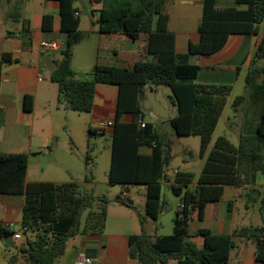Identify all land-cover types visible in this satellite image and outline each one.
Returning <instances> with one entry per match:
<instances>
[{
    "label": "trees",
    "instance_id": "obj_1",
    "mask_svg": "<svg viewBox=\"0 0 264 264\" xmlns=\"http://www.w3.org/2000/svg\"><path fill=\"white\" fill-rule=\"evenodd\" d=\"M46 1L59 3L61 33L65 36V44L58 51L60 59L50 79L59 89L58 109L92 113L99 85L118 88L116 118L111 129L109 183L125 188L145 186L147 218L157 221L163 211L162 183L170 181L166 170L171 162V142L153 124L145 121L141 107L144 89L149 85L153 90L159 87L171 89V101L178 115L170 124L180 137L201 138V157L204 159L234 86L197 83L202 71L198 61L222 54L237 36L257 37L256 60L249 69L246 85L249 89L264 91V66L260 65L264 61V34H261L264 0H203L199 40L190 43L186 55L177 53V37L170 30L167 13L170 0H90L92 5L103 7L98 21V55L107 51L118 62L116 66H109L98 60L91 80L79 78L72 66L74 49L85 39L80 31L78 11L74 8L76 0ZM219 1H232L237 7L246 9H219ZM22 4L21 1L16 3L13 18L22 24V39L27 46L31 45L32 30L30 22L22 19ZM53 22V16L46 15L43 32H53ZM119 35L139 43L140 50L128 52L120 49L118 44H108ZM11 61L10 54L0 59V99L3 67ZM244 101L245 97H239L235 106ZM34 108V96L26 95L24 111L32 113ZM125 115H131L132 121L122 122ZM140 122L145 123V128H141ZM98 132V129L90 128L89 136ZM90 161L91 156H88L87 166ZM29 165L28 154L0 153V196L25 198L22 241L16 247L17 254L6 264H19L20 261L56 264L66 254L70 240L81 235L104 234L110 200L84 191L77 183L27 184ZM259 177L264 182V108L255 132L243 134L238 146L226 137L217 140L194 189L191 188L192 173H176L172 191L181 199V205L176 213L174 234L161 237L146 233L132 235L129 238L130 258L136 264H230L238 241H249L256 249L255 264H264V226L244 227L230 235L215 234L209 229L191 233L194 217L203 222L209 205L216 206L217 214L227 188L244 190L245 207L251 209L260 199V192L255 188ZM86 181L92 182V179L87 177ZM96 202L102 207L94 211ZM120 203L133 208L124 201ZM232 206L230 204L229 211ZM262 216L264 220V206ZM145 222L146 219L142 220L143 225ZM15 234L13 229L2 224L0 210V241L14 238ZM197 237L204 239L202 248L193 242Z\"/></svg>",
    "mask_w": 264,
    "mask_h": 264
},
{
    "label": "rangeland",
    "instance_id": "obj_2",
    "mask_svg": "<svg viewBox=\"0 0 264 264\" xmlns=\"http://www.w3.org/2000/svg\"><path fill=\"white\" fill-rule=\"evenodd\" d=\"M8 1L0 0L1 13L8 10ZM12 1L24 2L23 16L31 22L32 30L37 33L40 31L43 14L45 12L48 14L53 13L46 5V0ZM201 2L203 3V0H170L167 5V13L173 15V26L178 34L191 36L197 34V27L202 20V9L198 7ZM74 7L80 15V31L85 35V39L74 49L73 69L79 75V78L91 80L97 63V48L99 44L98 21L100 10L103 7L102 5H92L90 0H76ZM7 25L11 29L20 27L12 22ZM261 34H264V23L261 25ZM252 38L254 41L252 48L250 49L248 46L243 54L247 59V63L243 65L234 61L235 64L219 65L213 68H207V65H205L200 74L201 77L226 76L230 72L231 65H233L231 77L233 78L234 90L227 100L225 111L204 159L201 157V138L180 137L170 124V121L178 115L177 109L171 101V89L169 87H159L153 90L150 85L144 89L141 107L145 115V121L153 124L160 134L165 135L171 142V162L166 170L170 181H163L162 183L163 211L157 221L147 218L145 186H129L125 189L121 185H111L109 183L108 175L112 163V137L110 130L106 129L105 133L98 132L93 137H90L89 129L96 128L92 114L76 113L65 109L59 110L57 107L58 86L53 82H48L47 85L38 84L40 92L34 124L36 140L33 152L30 155L29 165L31 180L42 183H77L84 191L91 192L97 197H107L110 200L107 206V234H121L123 231H127L132 235L146 233L153 237L172 236L175 230L176 213L181 205V199L172 191V180L176 173H192L194 182L191 188L194 189L203 172L208 155L220 137H226L232 144L238 146L243 134L255 132L254 123L260 118V110L262 111L263 107L260 108V103L254 99V93L258 91H252L246 85L249 68L256 60L255 41L257 38ZM178 39L180 48L186 50L189 36L181 35ZM248 39L250 40V38ZM260 65L264 66V61H261ZM45 87H48L49 94L50 90H53V93L55 92L51 107L43 93ZM239 97H245V101L235 106ZM10 112L11 114L13 113L12 110ZM45 115L47 116L46 118L44 117ZM127 119L132 120V116H127ZM246 121H249L251 125L245 130L243 125ZM39 137L41 139L37 140ZM88 156H91L89 166H87ZM87 177L92 179V185L86 184ZM240 195L241 193L239 194L238 203L234 206L232 212L233 220L236 219V228L246 226L263 227V199L260 198L258 203L253 204L251 209L247 211L244 206V199ZM20 201V197L0 196V209L3 211L6 202ZM122 201L133 206V208L128 206L122 208L123 205L120 203ZM100 207H102V204L96 202L93 210H98ZM219 210L223 218L227 216L224 205L217 209V214H219ZM1 218L3 221L5 220L3 214ZM86 218L87 213L83 218V224H85ZM144 219H146L145 225L142 224ZM121 221H126L127 226H122ZM209 225L208 220L200 222L195 216L191 229L198 230L207 228ZM16 230H18V227ZM72 243V240L68 242V249H70ZM19 244L21 242L18 243L13 237L0 241V264H6L12 256L17 254L16 247ZM248 247L251 256L248 263L251 264L255 260V246L253 243H248ZM238 254L239 250L233 252L232 256L235 257ZM19 264L27 263L20 261ZM56 264H71L69 256L66 255L60 258Z\"/></svg>",
    "mask_w": 264,
    "mask_h": 264
},
{
    "label": "crops",
    "instance_id": "obj_3",
    "mask_svg": "<svg viewBox=\"0 0 264 264\" xmlns=\"http://www.w3.org/2000/svg\"><path fill=\"white\" fill-rule=\"evenodd\" d=\"M17 2L20 1L13 2L12 0H9L8 10H6V12L4 13H1V9H0V59L5 54H10L12 57V61L10 63L4 64L3 67V82H2L1 99H0L1 119H2V124L0 126V153L28 154L30 156L33 152V148L35 146L34 142L36 140L34 134V124L36 121L38 97L40 92L38 84L47 85L48 82H51L50 79L52 73L56 69V62L60 59L58 51H44L41 46L45 42H56L60 45V49H61L65 44V36L64 34L61 33V17L59 15V9H60L59 3L55 1H50V2L46 1V5L53 11V13L48 14L45 12V14H43L40 25V31H38V33L34 32L31 27L32 30L31 45L26 46V43L22 39V32H23L22 24L16 23L13 18V15L15 16V9ZM21 2L23 3L21 5L22 19L29 21L23 16L24 2L23 1ZM217 6L219 9H229V8H237L239 10L246 9L245 7H237L235 3L232 1H219ZM198 7H201L202 15H203V3L202 2L199 3ZM46 15H51L54 18L53 32L51 33H45L42 30V27L44 25V17ZM169 15H170V30L173 33H175L177 37V53L179 55H186L188 54L190 43L191 42L197 43L199 40L198 27L201 22L197 27V34L195 36L194 35L191 36L188 34H178L173 26L174 17L172 14ZM77 16L80 18L79 13L77 14ZM10 22L19 25L21 28L19 27V28L11 29L7 25ZM30 26H31V22H30ZM181 35L189 36V42L186 47V50L180 48L178 38ZM258 40L259 39L257 38V40L255 41L256 42L255 47H257ZM99 41H100V35H99ZM253 42L254 41L252 37L249 40L247 37L237 36L231 42L230 46L222 54L210 59H200L198 63L202 68V70L205 65H207V68H213L219 65L232 64L234 63V61L235 63L240 62L241 64L244 65L245 63H247V59L243 56V54L247 50L248 46L250 49L252 48L254 44ZM108 44L111 45L118 44L120 49L128 52H138L141 48V45L139 43H134L132 41H129L123 35H119L114 40L108 41ZM98 60L100 61V63L105 65H109V66L118 65V62L116 61L115 57L111 55L109 52L105 51L102 52L100 55H98V48H97V62ZM232 67L233 65H231L230 72L226 76L225 75L208 76V77L202 76L203 77L202 78L199 75L197 83L214 84V85H233L232 84L233 78L231 77L233 74ZM47 88L48 87H45V91H43V93L45 94L46 100L48 101L51 107L53 105L52 103L54 99L53 97H55V92L53 93V90L52 91L50 90V94H49ZM118 93L119 90L116 86L99 85L97 87L96 96H95V107L91 114H92L93 123L96 127L94 129H98L99 132L102 133L106 132V129L103 130L104 129L103 124L105 122H109L112 124H114L115 122ZM58 94H59V89H58ZM26 95H32L35 98V108L32 113H27L23 109V101ZM254 99L258 103H260V108L261 107L264 108L263 90H259L257 93H254ZM10 110H12L14 114L13 113L11 114ZM261 113L262 111L260 110V116ZM127 116H131V115H125L122 118V122L129 123L132 121V120H128ZM44 117L46 118L47 116L45 115ZM259 119L254 123V127H256V125L258 124ZM14 125L15 127H13ZM250 125L251 124L249 123V121H246L243 125V128L246 130ZM108 129L110 130V134H111L112 127ZM39 139H41V137H39L37 140ZM26 182L27 184L42 183L39 181L31 180L30 169L28 170ZM45 183L58 184L57 182H45ZM86 184L92 185L93 183L86 181ZM255 188L260 192V198L263 199L264 182L262 177L258 178V183L255 186ZM240 193H241L240 197L244 199V201L242 199V201L244 202V206H246V200L243 196L244 190L237 188H227L224 200L218 206L219 209L221 208V205L225 206L227 216L223 218L220 210H219V214H216V206L209 205L206 209L205 218L203 222L208 220L210 225L207 228H200V229H209L213 233L219 235H230L235 230L241 229V228H236L235 226L236 219L233 220V215H232L233 208L238 203V198ZM20 198H21L20 202H6L4 204L3 211H1V217L2 214L5 216L4 221L1 218L2 224L4 226L10 227L15 232L21 229L22 209L25 204V198L24 197H20ZM230 204L233 205L231 211H229ZM123 207L124 206H122V208ZM216 220L218 221L216 222ZM121 224L124 227L127 226L126 221H121ZM17 227L18 230H16ZM200 229L198 230L191 229V233L195 234ZM106 230H107V223L104 234H102L101 236L81 235L75 239H72L73 243L70 249H68L67 246L66 254L64 256L66 255L69 256V261L71 264H76L78 257L81 255L90 257L93 261V264H136V262L133 261L129 255V238L132 236V234H130L127 231H123L121 234H107ZM193 242L199 248H202L204 246V239L202 237L194 238ZM248 243H252V242L238 241L237 248L233 252L239 250V254L237 256L235 255V257L231 255L230 264H249L248 260H250L251 256L248 250L249 249ZM255 260H256V249H255ZM255 260L251 264H255L256 263ZM171 264H175V263L172 262Z\"/></svg>",
    "mask_w": 264,
    "mask_h": 264
},
{
    "label": "built area",
    "instance_id": "obj_4",
    "mask_svg": "<svg viewBox=\"0 0 264 264\" xmlns=\"http://www.w3.org/2000/svg\"><path fill=\"white\" fill-rule=\"evenodd\" d=\"M42 49L44 51H59L60 50V45L56 42H45L42 44ZM113 126L112 123L109 122H105L103 124V128L108 129L111 128ZM140 126L141 128H145V123L144 122H140ZM24 229L21 227L20 230H18L14 236V239L19 243L22 241V235H23ZM76 264H93V261L90 257H87L85 255H81L78 257Z\"/></svg>",
    "mask_w": 264,
    "mask_h": 264
},
{
    "label": "water",
    "instance_id": "obj_5",
    "mask_svg": "<svg viewBox=\"0 0 264 264\" xmlns=\"http://www.w3.org/2000/svg\"><path fill=\"white\" fill-rule=\"evenodd\" d=\"M142 100V99H141Z\"/></svg>",
    "mask_w": 264,
    "mask_h": 264
}]
</instances>
